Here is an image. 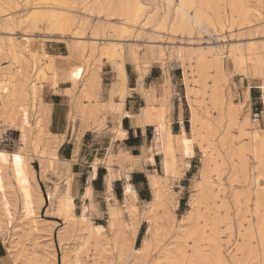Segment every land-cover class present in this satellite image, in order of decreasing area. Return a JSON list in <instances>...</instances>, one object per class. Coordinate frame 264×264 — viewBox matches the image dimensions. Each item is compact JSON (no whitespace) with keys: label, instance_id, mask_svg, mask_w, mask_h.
Returning a JSON list of instances; mask_svg holds the SVG:
<instances>
[{"label":"rangeland","instance_id":"rangeland-1","mask_svg":"<svg viewBox=\"0 0 264 264\" xmlns=\"http://www.w3.org/2000/svg\"><path fill=\"white\" fill-rule=\"evenodd\" d=\"M28 1L0 0V150L9 153L17 151L20 146L18 127L23 123H32V115L27 107V93L31 83L41 85L38 96L42 102L51 93L69 96L72 106L69 120L75 127L79 116L80 121L85 124L84 127L82 123L79 129L85 131L90 126L88 119L98 122L105 117L107 108L115 109V102L125 101L130 94L127 63L130 71H137L138 91L145 99L148 93L142 82L153 67L158 72V81L162 83V94L170 93V97L177 94L180 98L186 96L190 104L188 132L191 130L192 111L202 118H209L212 125L209 130L200 127L201 134H206L205 138H197L194 142L201 150L200 161L195 163L191 181L185 182L186 191L180 193V179L167 182L164 183L168 197L165 204L157 208L146 207L145 204L140 206V211L143 210L141 226L134 241L127 234L125 223L129 218L126 213L120 226H109L105 217L102 222L92 218L94 224L101 227L95 229L98 236L91 237L86 243V220L80 219L83 204L77 202L76 220L68 228L71 237L67 246L61 248L57 241L58 232L64 225H57L53 229L51 239L55 264H63L64 256L67 257V264H192L195 242L192 238L185 241L184 236L192 226L190 216L193 218V214L190 215L189 211L192 209L191 201L199 190L196 184L200 178L199 168L204 160L208 167L207 177L221 180L223 187L220 192L215 187L207 204L199 207V214L207 217L206 220L197 218L199 227L204 231V240L199 242L200 249L203 250V264H244L249 259L250 264H264V248L259 239L262 236L264 247V221L248 212L245 200L237 197L239 191L243 192L245 187L250 186L252 168L249 153H246L248 139L240 133V126L244 121L242 111L235 106L232 111L230 107L231 90L238 96H243L248 90L252 118H261L259 116L264 110V0H245L248 6L251 5L247 14L239 9L241 0H208L209 9L218 13L216 21L221 23L216 31L212 27H200L194 19L187 25L178 24L175 8L180 0H140L142 10L137 14L127 11V6H132L135 0H108L105 6L98 3L100 0H71V6L51 1L46 3L43 0ZM196 9L198 10L197 3L190 10L191 18ZM66 11L69 16L61 18V12ZM22 42L28 43L32 55L27 57L26 62L16 65L11 50ZM177 48L183 50L187 58L185 71L182 67L169 69L167 66L168 60L166 62L164 53L168 56L172 54L171 58H174ZM120 49L122 55L111 56L112 51ZM200 49L207 53L209 59L203 75L197 73L196 59L190 56ZM238 49L244 52L247 50L246 54H249L246 55L245 68H237L232 55ZM15 68L20 70L17 76L16 108L6 105V88L3 86L4 79ZM108 68L115 72L113 78L107 75ZM170 73L173 77L172 87ZM127 89L130 90L128 93ZM151 89L157 97L154 87ZM154 100L149 106L151 108L145 109L149 118L152 117V112L158 114L160 111L155 105L160 106L161 96ZM44 105L49 113L48 105ZM156 114L153 117L155 119ZM230 114H233L232 120ZM48 121L49 116L47 124ZM263 124L264 120V128ZM46 133L43 145L57 155V149L65 141V135H53L47 130ZM179 157L184 176L189 161L183 162L180 153ZM32 166L41 174L38 159L32 160ZM62 167L65 171H70L69 165L63 163L57 164L54 171L49 173L57 175L58 169ZM65 171H60L58 181L49 177L50 180L61 183ZM5 172L0 178V214L6 220L12 218L9 230L13 234V227L21 214L22 197L12 193L8 168H5ZM159 173L162 174V168ZM39 182L41 195L46 198L48 182L43 179H39ZM171 202L178 206L175 211L171 209ZM45 210L46 208L40 216L46 219ZM257 222H262V225L255 227L253 224ZM142 228L144 232L138 241ZM39 234H25V242L29 248L37 238L42 237ZM145 239L150 242L149 248L145 253H140L138 251ZM40 241V245L47 244L43 239ZM0 244L5 252L0 257V264H18L15 256L7 252L10 244L4 243L1 237ZM250 248L252 253L248 251ZM134 249L136 253L133 252ZM215 253L220 255V261L216 259Z\"/></svg>","mask_w":264,"mask_h":264},{"label":"bare ground","instance_id":"bare-ground-1","mask_svg":"<svg viewBox=\"0 0 264 264\" xmlns=\"http://www.w3.org/2000/svg\"><path fill=\"white\" fill-rule=\"evenodd\" d=\"M43 1H45L46 3L50 1L56 2V3H62V4H66L67 6L72 5L71 0H43ZM43 1H41V4ZM107 2L108 0L98 1V3H101L104 6L108 4ZM196 3L198 4V10L196 9L197 11L194 13L193 18H191L192 16H190V10ZM239 4H240L239 9L241 11L243 9L245 11V14H247L249 12V9H251V5L248 6L245 3V0H241ZM141 6L142 5H141L140 0H135L132 6H127L128 7L127 11L132 14L134 13L137 14V12H140L142 10ZM209 6L210 5H209L208 0H180L177 5V8H175V13L177 15L176 21L178 22V24L187 25L192 19H194L200 27L202 28L212 27V29L216 31L219 27H221V23H218L216 21V19L218 18L217 17L218 13H216L214 9L211 11L209 9ZM34 13H35V10H34ZM61 13H62L61 18H67L69 16V13L67 11L61 12ZM40 14L42 15V13ZM51 18H52V15H51ZM58 23L59 22H57V24ZM177 49L178 51L175 50L177 52L174 58H171L172 54L168 56L167 54L164 53V56L166 57V62L168 60L167 66L169 69H173L175 67H182V69L184 68V71H185V61L187 60V58L185 57L183 50L181 49L179 50V48ZM246 51L244 52L243 50L238 49L235 52H232V55L235 57V61L237 62V68L238 67L240 68L246 64V61H247L246 55L247 56L249 55V54H246ZM249 51L250 50L248 49V52ZM11 52H12L13 60L16 63V65L22 64V62H26L28 60L27 57L32 55V51L30 50L27 42L20 43V45L14 50H11ZM111 54H112L111 55L112 57H118L122 55V49L114 50L111 52ZM250 54L252 53L250 52ZM190 56H194L196 59L197 73L199 75H203L207 67V62L209 60L207 53H205L202 49H200V50H197V52L192 53ZM15 69H16L15 71L10 73L9 77L4 79L5 82L3 83V86L6 88L5 96H4L6 105L11 106V107H15L18 102L17 97H16L18 93L17 92V87H18L17 76L20 70H17V68ZM41 88H42L41 85L40 84L38 85L36 83H31L30 86L28 87L27 107L29 108V111L32 115V123H23L21 124V126L18 127L20 130L19 132L20 146L18 150L15 151L14 153H9L6 150H0V153H3V158H0V178L4 176V174L6 173L5 168H8L9 178L12 181L9 184V187L12 193L21 195L22 197L21 214H20L18 222L13 227L14 229V232H12L13 234H11V231L9 230L10 229L9 224L11 223L12 218L9 217L6 220L5 218H3V215L0 214V237L3 239L4 243L10 244L7 247V252L15 256V260L19 262L18 264H55L54 259L56 260V257L54 256L55 253H53V248H52L53 244H52V239H51L52 234H53L52 233L53 229L57 225H60V224L64 225V227H62L58 232L57 241L59 245L61 246V248L65 247L67 246V242L69 241L71 237L68 231V228L76 220V215H75L76 208L74 205V198L72 197L70 193V184H71V178H72L71 172L68 169L64 172L63 180L61 183L51 181L48 176V173L50 171H54V169L57 167V164L63 165L62 162L64 161L57 158L56 152L48 151L47 147L43 145L45 136L47 135L46 133L47 123L46 122H47L49 113L44 103L41 101V99L38 96L39 89ZM144 90L146 91V93H148L145 99V102L147 104L146 106L148 107L154 103L155 101L154 99L156 98L154 96L153 89H148V90L144 89ZM129 91L130 90L127 89L126 93H128ZM231 93H232L230 95L231 110L234 111L235 109L234 106L239 107L238 109L239 111H242V115L244 117L243 124L240 126V133L243 134V136L245 135L248 139V143H246V150H247L246 153L247 152L249 153V161L251 162V168H252V178H251L250 186L245 187V190H243V192L239 191L237 193V197L238 199L242 200L243 198L245 200L246 209L248 212H250L251 214H254L255 216H258L259 220L264 221L263 220L264 219V128L262 127V120H264V110H262V114L259 116L261 118L254 120L252 118V112L249 107L251 97L248 94V90L243 93V96H238L232 90H231ZM211 98L213 97L211 96ZM161 99H162V102L160 106L157 107L158 110L160 111L159 112L157 111L158 114H156L157 124L155 126V134L157 137L156 144H159L158 151L160 152L162 156V160H161L162 174H160L156 170L154 172H151L150 174L148 173V176H149L148 178H149L151 188L153 190V195L150 201L144 203L146 207H153V208L162 206L163 204H165L168 198L164 183L176 181V180L181 179L182 177V172H181L182 169L179 164L180 163L179 153L182 157V161L188 162L189 158L192 156V148L194 146V142H196L197 138H205L206 134L203 135L204 134L203 132H202L203 134H201L200 127H205L207 130H209L212 126L209 118L207 119L204 117L202 118L195 111H192L191 118H190L191 130L189 132L191 137H187L186 132L183 128H182L181 134L180 132L174 134L171 129L172 119L170 118V116H171L172 107L170 103V99H171L170 93L162 94ZM123 104H124V101L116 104L117 107L114 109L117 112L118 121H120L126 115V112L123 110ZM206 113L209 114L208 111ZM230 116L232 120L233 114H230ZM255 116L258 117V115H255ZM14 126L16 125L14 124ZM83 132H84V129L82 130L79 129L77 132L78 137L82 135ZM118 136L122 138L124 134L119 130ZM57 139L59 138L57 137ZM16 156L20 157L19 163H17L15 159ZM241 156L243 157L244 155L242 154ZM34 159H38L40 161L41 178L48 182L49 190H48V194L46 198L41 195L38 181L35 178V169L32 166V160ZM142 160H144L143 162H146L145 156L143 157ZM149 161L151 163L153 162L152 157L149 158ZM143 162L141 161V163ZM246 162H247V159H246ZM107 167L110 172L108 179L111 180L113 169H111L110 165L108 164H107ZM207 168L208 167L206 165V160H204L201 167L199 168L198 175L200 178L197 180V184H196V187H198L199 190H197L195 196L193 197L191 201L192 209L189 211L190 215L193 214L192 215L193 218H191L190 216L192 226L190 225L191 227L189 228L188 232L185 233V236H184L185 241L187 240V238H192L195 242L196 248H195L193 258H191L192 264H203V260H204V256L202 254L203 250L200 249V245H199V242L204 240V231L202 228L199 227L197 218H203L206 220L207 217L203 216V214H199L198 212L199 207L201 205L207 204V200L212 196V193L215 191L214 190L215 187H216V190H218V192H220L221 188L223 187V183L221 180H215V179H212L211 177H207L206 175ZM90 191H91L90 188H88L85 195L82 197L83 208H82V214L80 216L81 220L83 221L86 220L84 221V223L86 224V228L84 230L87 232V235L85 234L86 243L89 241L91 237L94 238V236H98V233H96L95 229H98L101 227L100 225L96 226L94 224V220L92 219V218H95L94 212L96 211V209H95V205L92 200V195H91L92 193H90ZM106 198L108 202V208L105 213L106 223L109 226H113L115 224H118L120 226L123 222V215L126 212L129 218V221L125 223L127 234L134 241L138 237V234H139L138 232H139V227L141 226L140 223H141V218H142L141 215L143 214V210L140 211L139 206L137 205L136 193L133 190L132 186L127 183L124 187V206L123 207L122 206L119 207L115 203H112L110 196H107ZM45 201H46V219L40 216V209L45 203ZM170 204H171V209L173 211H175L178 208L177 204H174L172 202ZM252 204H253V208L251 209ZM194 214H196V217H194ZM253 225L255 227L256 225L259 227L262 225V222L260 223L257 222L256 224H253ZM253 225L251 226L254 227ZM32 233H40L39 235H41L42 237L37 238L36 241L33 244H31L30 246L31 248H29L25 242L26 241L25 234L28 235ZM41 239L45 240L47 244L40 245ZM259 239H260L261 247L264 248L262 244V240H263L262 236H260ZM149 245H150L149 240L145 239L143 242L142 248L138 252L145 253V251H147V249L149 248ZM134 251L135 253L137 252L136 249H134L133 252ZM248 251L249 253H252L251 248L248 249ZM215 255H216V259L220 261L221 259L220 255L218 256L217 253H215ZM250 262H251V259L245 261L244 264H250ZM63 264H67L66 256H64L63 258Z\"/></svg>","mask_w":264,"mask_h":264},{"label":"crops","instance_id":"crops-1","mask_svg":"<svg viewBox=\"0 0 264 264\" xmlns=\"http://www.w3.org/2000/svg\"><path fill=\"white\" fill-rule=\"evenodd\" d=\"M128 66L127 63L128 87L131 92L123 104V110L126 115L118 121L117 112L114 109L107 108V112L104 114L105 117L98 122L88 119L90 126L85 129L79 138L77 132L84 122H81L79 116H77L75 127L72 126L69 120V112L72 107L71 102H69V96L63 93H51L49 98L46 96L43 99V102L49 107V121L46 130L53 135H65V141L57 149V156L64 161L62 163L68 164L70 167L72 175L70 193L74 198L75 213L77 214L78 209L77 202H83L82 197L87 189L90 188L96 209L94 217L99 222L104 219L108 208L107 196L111 197L112 203L119 207L124 206V187L127 183L135 191L139 207L150 201L153 190L149 182L148 173L150 174L155 170L159 172V169H161L162 156L158 151L159 144H156V119L153 118L156 113L152 112V117H148V112L145 111L147 106L146 108L144 107L146 104L145 98L138 91L139 75L136 70L130 71ZM156 73L158 72H156L155 68H151L149 74L143 79L142 84L147 90L154 87L157 96L155 98L157 99L162 95L163 88L162 83L158 81L159 77ZM107 75L113 78L115 72L108 68ZM170 77L172 87V73H170ZM170 100L172 107L170 116L172 119V132L174 134L180 132L181 134L183 128L187 137H191L187 131L190 125V106L186 96L180 98L175 94L171 96ZM115 103L118 104L119 102ZM155 106L157 108V105ZM62 115L63 118H61ZM119 130L124 134L122 138L118 136ZM153 139L155 140L153 141ZM200 154L199 146L194 143L192 156L189 158V166L184 172V176L178 181L180 193L186 191L185 182L191 181L195 163L197 160L200 161ZM144 156L146 162L142 160ZM150 157L153 159L152 163L149 161ZM107 164L113 169L111 180L108 179L110 172ZM62 170L65 171V168H59L57 175L49 173V177L58 181ZM35 178L41 190L39 179L42 178L36 170ZM44 208H46V201L40 209V214ZM125 215L126 212L124 213Z\"/></svg>","mask_w":264,"mask_h":264},{"label":"trees","instance_id":"trees-1","mask_svg":"<svg viewBox=\"0 0 264 264\" xmlns=\"http://www.w3.org/2000/svg\"><path fill=\"white\" fill-rule=\"evenodd\" d=\"M187 130H188V128H187ZM175 131H176V129H175ZM143 232H144V228H142V230H141V233H140L138 241H140V237L143 235ZM4 254H5L4 249L2 248V246L0 244V257L4 256Z\"/></svg>","mask_w":264,"mask_h":264},{"label":"snow or ice","instance_id":"snow-or-ice-1","mask_svg":"<svg viewBox=\"0 0 264 264\" xmlns=\"http://www.w3.org/2000/svg\"><path fill=\"white\" fill-rule=\"evenodd\" d=\"M0 158H3V153H0ZM15 159H16L17 163H19L20 157L16 156Z\"/></svg>","mask_w":264,"mask_h":264},{"label":"built area","instance_id":"built-area-1","mask_svg":"<svg viewBox=\"0 0 264 264\" xmlns=\"http://www.w3.org/2000/svg\"><path fill=\"white\" fill-rule=\"evenodd\" d=\"M255 115H258V114H255ZM255 115H254V116H255Z\"/></svg>","mask_w":264,"mask_h":264}]
</instances>
